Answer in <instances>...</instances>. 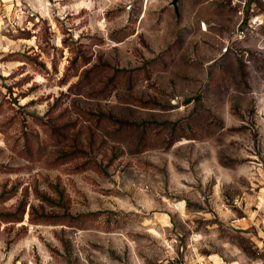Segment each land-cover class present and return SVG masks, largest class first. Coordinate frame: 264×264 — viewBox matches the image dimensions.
Returning <instances> with one entry per match:
<instances>
[{"label":"rangeland","instance_id":"rangeland-1","mask_svg":"<svg viewBox=\"0 0 264 264\" xmlns=\"http://www.w3.org/2000/svg\"><path fill=\"white\" fill-rule=\"evenodd\" d=\"M28 2L0 23V264H264V0Z\"/></svg>","mask_w":264,"mask_h":264},{"label":"built area","instance_id":"built-area-1","mask_svg":"<svg viewBox=\"0 0 264 264\" xmlns=\"http://www.w3.org/2000/svg\"><path fill=\"white\" fill-rule=\"evenodd\" d=\"M0 23L10 29L38 25L40 15L28 0H0Z\"/></svg>","mask_w":264,"mask_h":264},{"label":"water","instance_id":"water-1","mask_svg":"<svg viewBox=\"0 0 264 264\" xmlns=\"http://www.w3.org/2000/svg\"><path fill=\"white\" fill-rule=\"evenodd\" d=\"M172 6L174 8V11L177 13V9H178V0H172Z\"/></svg>","mask_w":264,"mask_h":264}]
</instances>
